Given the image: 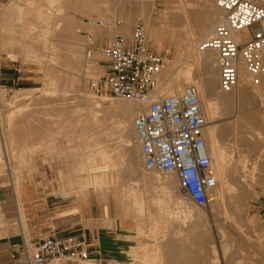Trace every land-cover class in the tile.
I'll use <instances>...</instances> for the list:
<instances>
[{"label": "rangeland", "instance_id": "1", "mask_svg": "<svg viewBox=\"0 0 264 264\" xmlns=\"http://www.w3.org/2000/svg\"><path fill=\"white\" fill-rule=\"evenodd\" d=\"M39 1L8 0L0 5V13L17 6L23 9L21 23L15 20L16 12L12 14L13 31L8 33L6 24L0 31V66L12 68L19 78L14 85L3 86L4 82H0V121L7 156L6 161L0 152V190H11L15 197V203L14 197L0 202V245L21 236L28 244L47 235L30 226L29 183L37 176L49 186L44 190L47 195L65 191L73 195L90 189L101 196L105 207L117 209L133 222L136 235L130 260L118 264H264V222L258 211L264 203V77L257 84L263 91L261 100L255 98L253 105L239 103L252 128H247L240 117H231L238 107L234 105L215 119L223 174L221 170L216 172L218 166L213 171L222 200L205 208L190 206L174 173L171 177L142 168L134 130L128 137L136 163L128 164L122 145L125 136L118 131L111 110L112 105L122 101L101 90L96 92L91 86L89 80L101 68L84 72V56L89 47L100 58L102 46L97 40L108 37L111 43L116 34L129 38L136 24L147 28L149 46L163 59L162 69L166 64L170 71L177 66L184 68V26L200 17L207 20L209 11L216 13L217 21L221 10L212 0H193L190 6L186 5L187 0H53L52 9L63 6L62 14L67 13V17H61L53 39L58 46L50 50L48 45L44 49L39 43L38 47L35 39L31 41L20 33L34 19L30 5ZM122 4L125 8L120 11ZM91 20L97 23L90 25ZM36 29L34 37L40 31ZM192 71H197V67L192 66ZM248 94L253 96L252 88H248ZM12 96L20 101L9 102ZM103 97L104 105L95 108L90 98ZM101 149L114 158L122 150L113 170L100 168L110 162L100 158ZM68 160L80 163L68 169L45 164L56 161L60 166ZM6 163L10 168H5ZM52 183L62 187L51 191ZM165 185L170 186L169 190ZM163 201L166 209L160 208ZM178 201L183 205L179 206ZM18 212L23 220L21 227L17 223ZM154 250L160 254L158 257L153 256ZM46 264L100 263L52 260Z\"/></svg>", "mask_w": 264, "mask_h": 264}, {"label": "built area", "instance_id": "2", "mask_svg": "<svg viewBox=\"0 0 264 264\" xmlns=\"http://www.w3.org/2000/svg\"><path fill=\"white\" fill-rule=\"evenodd\" d=\"M6 1L0 0V5ZM212 1L221 10L220 20L211 38L198 48L216 52L218 89L232 93L238 85L240 65L257 80L264 77V0ZM96 23L91 20L90 25ZM99 55L100 58L96 57V51L88 48L84 72L101 68L89 80L96 92L101 90L115 100L139 105L132 126L142 168L161 175L174 173L179 190L188 200L198 207H209L214 202L217 180L206 149L205 121L196 87L188 84L169 95L160 92L163 59L149 46L143 24H136L129 38L116 34L108 46L100 49ZM3 143L0 121V149H4ZM3 156L7 161L5 153ZM70 196L66 191L53 195L58 201H66ZM258 211L264 222V203ZM88 259L86 240L50 232L29 244L22 241L13 264Z\"/></svg>", "mask_w": 264, "mask_h": 264}, {"label": "bare ground", "instance_id": "3", "mask_svg": "<svg viewBox=\"0 0 264 264\" xmlns=\"http://www.w3.org/2000/svg\"><path fill=\"white\" fill-rule=\"evenodd\" d=\"M198 1H200V0H198ZM192 2H193V0H187L186 5L190 6V4H192ZM58 4L60 5L61 3L59 2ZM123 4H125V3H123ZM123 4L120 6V11L123 10V6H124ZM205 4L206 3H204V5ZM21 5H23V4H21ZM30 7L32 8V12L34 14V19L31 22H29V24H27L26 26H23V28H22L23 30L20 29L21 30L20 33L25 34V36H27V38H29L31 41L35 39L36 41H34V42L35 43L37 42L38 47H39V43H41V45L44 47V49H46L47 45L49 46L50 50L55 49L58 45H56V43L53 42V39H54V35L56 34L55 32L58 29V26H59L58 24L61 21V17H67L66 16L67 13L62 14L63 6H60L59 9L54 10V9H52L53 8V0H46V1L41 0L36 4H31ZM124 8H125V6H124ZM14 12H16V14H17V17L15 20L17 21V23H21V21H22L21 16L23 14V9L21 7L17 6L13 9H10L8 11H4L3 13H0V23L2 24V25H0V31L4 29L3 28L4 24L7 25L6 29H7L8 33L10 30H12V26L10 25V23H11L12 14ZM123 15H124V12H123ZM203 17L205 18V16H203ZM206 19L207 20L200 17V18H197L196 20H194L193 22H191L192 24L187 23L184 26L185 31H184V34L182 36V42H183L185 48L187 49V51H186L187 52V57H186L187 64L184 68H179L177 66L176 69H174L173 71H170L169 65H167V64H166V66L163 65V69H162L161 74H160V76H162V80L160 82L159 90H160V92L162 91L161 92L162 94L169 95V94L179 92L181 90V88L183 87L182 86L183 84L184 85L192 84L196 87L197 92H198L199 101H200V106L202 108L204 121H205L204 130H206V139H207V141H205L206 149H207V152H208L209 157L211 159L212 168H214V167L217 168V166H218L219 171L216 170V172H220V170H221V173H222L223 172V168L221 166L222 165L221 164L222 154L219 151L218 142L216 141L215 131H214L215 130L214 129V122H216L215 119L217 117H219L220 115L226 114L228 112L230 106L234 105L235 107L236 106H238V107L236 108L237 109L236 112L232 113L231 117H233V119L240 117L241 121L244 122L245 121V114H244L243 109H239V103L241 101H246V102L252 103V105H253L255 103V98L256 99L258 98L259 100H261V96L263 95V91L261 90V88H259L257 86V84L259 83V80H257L253 76L248 75L246 73V70L244 69L243 65H240V68L238 69V85H237L236 89L232 93H222L219 91V89L217 87V85H218V70L215 66L217 54L214 50H211V49H207V48L206 49L205 48L200 49V48H198L197 44H200L202 42H206L211 38L213 28H214L215 24L220 20V17L216 21V19H217L216 13L214 11H212V12L209 11V16ZM3 22H5V23H3ZM89 23L91 24V21ZM123 26H125V25H123ZM25 27H27L26 30H25ZM36 28H39L40 31L37 34V36L34 37L35 30H37ZM146 31H147V28H146ZM235 37H237V35H235ZM39 40H40V42H39ZM27 46H28V48H30L32 45L28 44ZM197 48L200 51H198ZM53 52H55V51H53ZM53 55H55V54H53ZM164 61L168 62V59L165 58ZM180 65H181V63H180ZM192 66L197 67V71L193 72ZM180 67H182V66H180ZM171 79H173V80H171ZM54 83H51V84H54ZM163 86H165V87H163ZM162 87H163V89H162ZM248 88H252L253 96L248 94ZM257 92H259V94ZM49 96H51V93ZM90 99H92V101H93V102L91 101V103L95 104V106H94L95 108L98 106L104 105V100H105L104 97H103V99L100 98L98 100H94V98H90ZM16 100L20 101L17 99V96H14V97L12 96L9 98V102H12V103L14 101H15V103H17ZM22 100H23V98H22ZM18 110H19V108H18ZM23 110H21V111H23ZM111 110L113 111V115L115 116V119H116L115 121L117 124L118 131L120 132V134L125 136L124 142L122 143L124 153L126 155V156H124V158H126L128 164L134 165L136 163L135 150L133 148V144L131 143V139L128 136L131 134V132L133 130L132 126H131L132 117H134V115L140 110V107L136 102L122 101V102L116 103L115 105H112ZM252 111H253V109H252ZM12 116L13 115H11V118L14 119ZM9 121H10V119H9ZM245 122L247 123V121H245ZM247 128H252V123L248 122ZM235 132H236V130H235ZM259 133H261V132H259ZM6 136H8V135H6ZM0 152H1V154L4 155L3 148L0 149ZM121 152H122L121 149L119 151H117V155L114 158V157H111L104 149H101L100 150V158L104 161H107V162L110 161V162L108 164H103L100 168L104 171L106 169L113 170V168L116 167V164L118 162L117 157L122 156ZM222 158H225V157H222ZM5 168L6 169L10 168L7 163L5 165ZM167 175L172 177L173 173H169ZM214 175L216 177V173H214ZM17 182H18V180H17ZM165 187L168 188V190L170 188L169 185H165ZM213 192H214V196H215L213 204H215L217 200H222V194H221V192L220 193L218 192V189L216 187L214 188ZM181 194H182V192H181ZM190 204H191L190 205L191 207L196 206L191 201H190ZM221 204H222V202H221ZM178 205L182 206L183 205L182 201H178ZM167 207H168L167 203H165L164 201L161 202L160 208L166 209ZM161 212H162V210H161ZM18 215H19V213H18ZM182 216H183V214H182ZM18 217H20L19 222H20V225H22L23 224L22 217L21 216H18ZM156 251L157 250H154L155 253H153V256L158 257L160 254H158ZM240 264H242V262H240Z\"/></svg>", "mask_w": 264, "mask_h": 264}, {"label": "crops", "instance_id": "4", "mask_svg": "<svg viewBox=\"0 0 264 264\" xmlns=\"http://www.w3.org/2000/svg\"><path fill=\"white\" fill-rule=\"evenodd\" d=\"M97 43L102 48L110 44L108 37L101 42L97 40ZM18 79L12 68L0 66V82H4H1L3 86L14 85ZM79 163L80 161L77 160H68L61 162L60 166L56 161H48L45 164H49L52 168L68 169L78 167ZM61 187L60 183H52L50 186L51 191H58ZM45 189L48 190L49 186L47 187V183L37 176H34L33 182L29 183L31 227L42 234L53 232L58 236L71 235L86 240L88 260L92 262L118 264L130 260L136 235L135 228L131 227L133 222L117 212V209L105 207L101 196L90 189L86 193L70 194V198L66 201L55 200L53 195L44 193ZM9 197H14L11 190L10 192L0 190V202L4 203ZM13 200L15 203V197ZM19 219L20 217L17 223L21 227ZM22 241L21 236L0 245V264H13Z\"/></svg>", "mask_w": 264, "mask_h": 264}]
</instances>
